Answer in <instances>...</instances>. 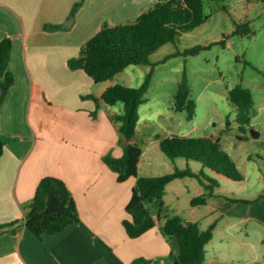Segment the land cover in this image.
Wrapping results in <instances>:
<instances>
[{
    "label": "crops",
    "instance_id": "0c3cea01",
    "mask_svg": "<svg viewBox=\"0 0 264 264\" xmlns=\"http://www.w3.org/2000/svg\"><path fill=\"white\" fill-rule=\"evenodd\" d=\"M156 2L0 0V41L13 40L9 69L16 78L0 108L6 141L0 157V225H7L0 229V264H131L137 258L169 264L170 254L178 253L177 241L158 226L128 236L123 221L131 218L126 206L136 178L119 182L105 163L107 154L121 157L123 146H117L116 127L103 103L97 106L87 97H100L109 86L69 67L102 26L134 20ZM46 176L65 181L80 221L41 240L27 228L25 214ZM223 201L214 212L226 221L212 222L204 264H264V197L251 204ZM244 223L255 225L253 234L240 235Z\"/></svg>",
    "mask_w": 264,
    "mask_h": 264
},
{
    "label": "trees",
    "instance_id": "16d2710c",
    "mask_svg": "<svg viewBox=\"0 0 264 264\" xmlns=\"http://www.w3.org/2000/svg\"><path fill=\"white\" fill-rule=\"evenodd\" d=\"M80 5L81 2L74 5L71 17L75 15ZM208 18L204 11L203 0H157L154 6L134 20L102 26L82 46L80 54L69 60V67L84 70L96 82L108 81L131 65H151L150 57L159 48L176 41L181 33L192 31ZM60 27L47 25V28L53 29ZM235 32L250 33L249 22L238 24ZM12 49L13 40L10 37L0 41V108L16 81L14 73L9 69ZM200 49L202 47L190 48L186 53L196 54ZM152 75L153 67L138 87L116 84L106 88L100 97L93 94L87 96L93 98L97 106L101 103L113 106L118 102H122L124 106L121 113L114 112L110 115L123 136L120 140L124 150L123 155L115 157L107 154L104 161L117 173L119 182L131 177L136 178L132 198L126 206L131 218L123 221L128 236L136 238L158 226L166 238L175 239L178 244V253L170 254L169 264H204L207 257L206 245L213 238L215 223L202 228L199 221H186L179 214L166 213L165 194L168 184L173 180L188 176L197 177L205 192L193 197L191 205H205L219 187L217 180L205 175L203 169L195 172L189 167L181 169L175 166L172 172L161 176H143L139 171L143 153L137 138L139 107L146 102L145 95L149 90ZM228 99L237 106V121L240 123V128L244 129V126L251 122V113L255 105L251 90L237 85L229 90ZM174 109L186 110L190 119L195 117L196 103L191 98L186 72L183 73L178 85ZM229 123L227 117L228 127ZM5 142L0 135V157ZM161 149L172 162L177 158H184L188 161L200 162L204 168L226 180L233 182L245 180L231 155L214 136L194 137L172 134L161 140ZM262 197L264 191L255 198L225 196V199L228 202L251 204ZM79 221L76 200L65 181L54 176L42 178L33 199L27 205L25 214L27 228L39 239L47 240ZM6 226L0 225V229ZM152 263L156 264V261L137 258L131 264Z\"/></svg>",
    "mask_w": 264,
    "mask_h": 264
},
{
    "label": "rangeland",
    "instance_id": "374dc122",
    "mask_svg": "<svg viewBox=\"0 0 264 264\" xmlns=\"http://www.w3.org/2000/svg\"><path fill=\"white\" fill-rule=\"evenodd\" d=\"M203 2L205 14L209 16L203 24L181 33L176 41L159 48L150 57L151 65H131L110 80L99 82V85L138 87L153 67L146 102L139 107L137 138L143 149L140 174L161 176L178 166L181 169L189 167L195 172L203 169L205 175L216 179L219 187L205 205H191L193 197L205 192L197 177L173 180L165 194L166 213L179 214L186 220L199 219L201 227L207 228L219 218V213L214 210L222 205L225 196L255 198L264 191V1ZM246 21L251 32L236 33V26ZM195 47L202 49L196 54L186 53ZM184 72L188 77L191 98L196 103L193 119L189 118L186 110L174 109L175 95ZM237 85L250 89L255 102L251 122L244 129L237 121V106L228 99L229 90ZM102 105L108 116L114 112L121 113L124 107L122 102L113 106ZM91 115L95 118L94 113ZM115 129L118 146L123 136L117 127ZM172 134L214 136L231 155L245 180H226L204 168L200 162L184 158L172 162L161 149V140ZM201 178L205 180L203 176ZM218 220L221 226L226 221ZM254 227L244 223L240 235L253 234Z\"/></svg>",
    "mask_w": 264,
    "mask_h": 264
}]
</instances>
